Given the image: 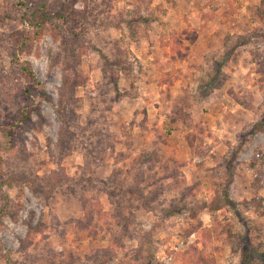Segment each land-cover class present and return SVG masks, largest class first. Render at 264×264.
Wrapping results in <instances>:
<instances>
[{"label":"rangeland","instance_id":"rangeland-1","mask_svg":"<svg viewBox=\"0 0 264 264\" xmlns=\"http://www.w3.org/2000/svg\"><path fill=\"white\" fill-rule=\"evenodd\" d=\"M16 1L0 0V15L17 19L0 25V149L26 104L5 98L26 84L11 61V34L29 29ZM48 2L57 12L69 7L77 70L86 78L69 105L81 106L85 118L96 112L78 142L56 145L67 53L60 48L64 37L48 23L42 39L17 54L53 103L35 97L46 123L13 130L25 162L0 150V171L56 173L63 183L45 197L24 184L0 183V211L4 194L10 211L21 205L15 219L0 216V264H191L193 247L202 264H243L245 240L264 256V178L255 181L264 163L252 165L264 157V130H257L264 129V0H119L111 12L104 7L109 0ZM137 12L146 21L135 30L129 22ZM114 47L132 69L120 74L116 88L104 84L101 59L112 57ZM130 188L145 190L146 205L132 197L122 208ZM217 196L231 202L212 212L206 205ZM85 203L93 205L92 228L79 221L87 218ZM193 227L197 233L188 236ZM94 252L99 257L86 260ZM70 254L79 255L76 262ZM256 262L264 264V257Z\"/></svg>","mask_w":264,"mask_h":264},{"label":"trees","instance_id":"trees-1","mask_svg":"<svg viewBox=\"0 0 264 264\" xmlns=\"http://www.w3.org/2000/svg\"><path fill=\"white\" fill-rule=\"evenodd\" d=\"M60 3L63 0H59ZM119 0H109L108 3H106L105 12H111L113 10V2H118ZM15 7H18L17 13L20 19H23V21H27L26 23L29 26V29L22 30V31H16L11 34L10 41L11 46L13 50V54L11 57V61L13 64L17 67L18 72L20 73L21 77L25 79L26 84L22 87L18 88V91L16 93L13 92L12 95H9V88L12 87H6V93H9L5 96L7 101H13L15 99L21 100L26 102L23 106L18 107L16 110V115L13 117V123H11V126L9 128V132L7 131L5 136V144L6 147L1 148L2 151H11L16 152L18 154V157L21 162H25V160L21 159L25 157V150L21 148L17 133L16 135L13 133V130L20 129L21 131H27L32 128L35 129V126H38V130L41 128V124L46 123L44 120L40 106L37 104L34 99L35 97H38L41 99V101H45L47 103H53V99L51 95L46 91L44 85L37 79L35 76L33 69L31 65L27 61H22L18 57V51L19 53L24 49V47H29L33 45V43L38 42L42 39L44 36L45 29L47 28V24L50 25L53 24V28L55 30L54 36H60L64 37V40L62 43H60V48L63 51V53H67V60H63V63L61 65L62 69V77H61V86L58 88L57 91V100H56V108L58 111H60L63 115V118L61 120L60 127L58 128V139L56 145L60 146H70V141H79L82 137H84V134L86 132V125L91 124V119L94 114L95 110L94 108L91 111V115H87L86 118L81 114L80 107L81 106H72L69 105L71 100L76 101V89L84 86L86 84V78L81 75V73L77 70V65L79 63V60L74 55L75 53V46H77V42L75 40L76 34L74 33L73 28H69L68 22H66L69 19V16L67 14V11L69 10L68 6H63L59 10V12L56 11L55 4H51L48 2V0H17L15 3ZM104 4V2H103ZM94 8V7H93ZM80 17L84 18V15L79 14ZM120 22L123 21L122 16L120 15ZM6 19L17 20L15 17L8 13H4V15H0V25H2ZM131 21L129 22V27L134 28L136 30L137 24L140 22L146 21V18L139 14L137 12V15L135 17L131 16ZM119 20V19H118ZM65 28L62 30L58 25L59 23H64ZM127 23V21H126ZM130 30V28H128ZM67 35V36H66ZM264 37V32L262 33ZM119 47H114L115 54L112 57H105L103 54L101 56L102 62H103V80H105V85L110 84L111 87L116 88V85L118 83V78L120 77V74L122 72H131V66L128 64L125 54L123 52H120ZM69 58V59H68ZM262 58V53L255 54V58L253 57L254 61H258V59ZM5 78H2L0 82L4 81ZM107 80V81H106ZM5 84V81L4 83ZM2 86V85H1ZM2 91L4 90L1 88ZM108 93H105L102 95L103 102L105 101L104 98L107 97ZM96 99V97H92L91 100ZM238 102V101H237ZM99 107V106H97ZM31 115H34L37 117L38 121L36 123L30 124ZM85 120L82 124V120ZM258 131H263L260 126H258ZM77 129V130H75ZM255 132H252L251 135H254ZM109 140V139H108ZM108 148H111V150H114L113 143ZM238 152V148L236 149ZM144 157L141 158V162H145L148 160V157H146L144 160ZM258 162L259 166L264 163V157L263 155H258L255 157L254 163H252L253 166L256 165ZM5 164V161L0 154V166H3L2 164ZM113 172V178H114ZM3 174V171H0V183L3 184V181L6 182V184H24V186L36 197H45L47 195L52 194L53 190L56 187L62 186L63 180H59L58 177L55 176L56 173H51L48 176L45 177H29L32 175H28L29 173H26V171H19L16 173H9ZM116 175V173H115ZM5 177V178H4ZM10 177V178H9ZM261 178H264V169H257V174L255 177V181L257 183L260 182ZM116 181H115V180ZM113 180V185L115 187H119V180L115 176ZM140 181L143 182V179L141 178ZM117 182V183H116ZM256 183V184H257ZM113 192V191H112ZM145 190L142 188H130L127 190L128 195L123 196V203L124 206L122 208L126 209V206L130 204V199L132 197L137 198L140 200L143 204L146 205V201L149 197L147 195L144 196ZM150 193V192H149ZM147 193V194H149ZM218 195V193H215ZM19 199V198H18ZM18 200H16L17 202ZM224 201V205L231 202L230 198L228 199L226 196L223 198H220V196L217 198H213V200L206 206H212L213 211H218L220 209V206L222 204H219L220 202ZM2 209L0 211V216L7 215L12 219H15L17 217V210L21 205L19 203H16L19 205L16 209H12L10 211L8 208H10L11 205V199L7 194H4L2 197ZM83 210L85 212V215L87 218L80 219V223L82 224L83 228H88L89 226L92 228L93 220H94V213H93V205H89L86 203L84 204ZM191 216H194V212L191 213ZM30 230H33L32 228ZM35 232H37L35 230ZM197 233L196 227H193L190 229L187 233L188 236L191 234ZM196 248L193 247L190 249L191 253L189 256H187V260L191 264H202L201 259H199V252L195 250ZM79 255L70 254L69 257H72L71 262H76ZM263 256V253H261L258 249L252 248L251 244L245 240L243 244V264H257L256 261H258ZM76 257V258H75ZM99 256L97 253H91L89 255H86V260H94L97 259Z\"/></svg>","mask_w":264,"mask_h":264}]
</instances>
